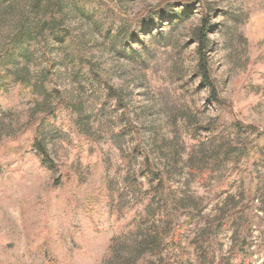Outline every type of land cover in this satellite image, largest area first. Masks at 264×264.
Listing matches in <instances>:
<instances>
[{
  "label": "rangeland",
  "instance_id": "obj_1",
  "mask_svg": "<svg viewBox=\"0 0 264 264\" xmlns=\"http://www.w3.org/2000/svg\"><path fill=\"white\" fill-rule=\"evenodd\" d=\"M205 14L219 106L195 69ZM124 26L148 31L126 47ZM20 35L36 90L0 97V264H264V0H0V52ZM47 114L45 163L28 124ZM253 141L240 215L246 184L220 182Z\"/></svg>",
  "mask_w": 264,
  "mask_h": 264
},
{
  "label": "trees",
  "instance_id": "obj_2",
  "mask_svg": "<svg viewBox=\"0 0 264 264\" xmlns=\"http://www.w3.org/2000/svg\"><path fill=\"white\" fill-rule=\"evenodd\" d=\"M54 5L51 6V8L48 10L47 19L44 22L43 26L41 27V30L43 33H48L53 38L58 36L59 31V20L56 18V13L54 9ZM181 12L180 17L177 18V20H181L183 17H187L191 14V7L192 3L190 1L183 2L181 5ZM166 16L160 17L156 20V22L163 21ZM209 15L204 16L202 18V26L197 30V33L195 34V42L197 44L195 54L197 57V63H196V73L197 77L200 79L201 85L206 88L209 91V103L214 106H219L220 101L217 96V90L216 87L212 81L211 78V68L208 61V50L210 47L209 39H208V32L211 30V27L209 26ZM124 31L126 34V47H129L128 42H132L134 40H137L141 35L145 34L148 29H143L140 33L137 31V29L124 26ZM23 36V34H22ZM21 35L18 37V40L12 42L10 46L6 47L4 50L0 52V97L3 96L5 93H14L15 91L22 93V94H31L36 90V87L33 83L30 82V80L23 74L22 72L26 70V67H21L22 60H26V58L29 55V51H27V47L23 44H21L20 40L22 37ZM19 42V43H18ZM54 117L53 114H47L44 116H41L40 118H37L36 120L30 122L28 124L29 129L31 130V133L33 134L30 149L34 151L38 156L42 158V160L45 163L49 162V152L47 149V142L45 140L44 136V126L49 125L50 123L53 124ZM249 130H252L250 127H246ZM205 132H209V128L203 129ZM76 133L79 135L78 131L75 129ZM132 131L136 133V130L132 128ZM261 139V137H257L258 139ZM264 141V140H261ZM259 144L258 142L248 143L245 144L242 149L237 150L232 155L235 158V166L241 168L240 172L233 175V171L225 175L223 181L220 183H223V186L227 185L229 186L237 179L243 180L244 184H246V191L244 192V198L246 200L245 204L242 206V210L239 211V214H243L246 212L248 208V204L252 202V199L254 198V192L256 190V185L254 183V179L250 176V172L246 173L245 168L248 167V160L251 158V152L254 148H258ZM133 153H137L139 156H145L144 161L147 163L148 159L145 155V153L141 150H134ZM220 160V157H216L214 159V162H218ZM207 163V162H206ZM210 164V163H209ZM209 164L204 165H197L196 167L191 168V171L194 175H201L205 178L206 174L205 171L207 167H209ZM254 164V162H253ZM145 167V173L146 177L150 181L157 180L158 184H161L162 179H158L156 175H154L153 171L149 167L148 164ZM50 166L49 164L47 165ZM220 184V185H221ZM223 190L222 188H219V191L217 193H221ZM188 224L187 222H185ZM185 224H181L175 227L174 231L172 232L171 236V243H176V240L178 236L184 231ZM158 243H160L159 236L155 237L151 240V242H147L148 249H152L154 246H158ZM170 243V244H171ZM166 247V246H165ZM32 264H56V261L53 258H46L45 256H38L35 257L32 255ZM126 264H131V262H127Z\"/></svg>",
  "mask_w": 264,
  "mask_h": 264
}]
</instances>
